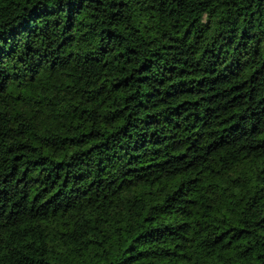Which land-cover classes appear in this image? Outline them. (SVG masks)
Instances as JSON below:
<instances>
[{"label":"trees","instance_id":"1","mask_svg":"<svg viewBox=\"0 0 264 264\" xmlns=\"http://www.w3.org/2000/svg\"><path fill=\"white\" fill-rule=\"evenodd\" d=\"M0 264H264V0H0Z\"/></svg>","mask_w":264,"mask_h":264}]
</instances>
